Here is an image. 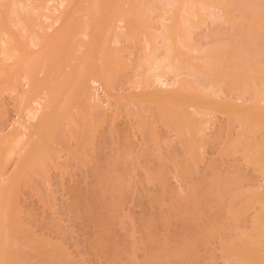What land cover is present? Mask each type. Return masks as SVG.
<instances>
[{"label": "rangeland", "instance_id": "obj_1", "mask_svg": "<svg viewBox=\"0 0 264 264\" xmlns=\"http://www.w3.org/2000/svg\"><path fill=\"white\" fill-rule=\"evenodd\" d=\"M64 1L0 0V264H264V0Z\"/></svg>", "mask_w": 264, "mask_h": 264}, {"label": "bare ground", "instance_id": "obj_2", "mask_svg": "<svg viewBox=\"0 0 264 264\" xmlns=\"http://www.w3.org/2000/svg\"><path fill=\"white\" fill-rule=\"evenodd\" d=\"M61 1H63V2H61L60 3V6L61 5H63L64 4V0H61ZM79 3H81V1L79 2ZM78 3V4H79ZM65 5V4H64ZM69 5H70V2H69ZM69 5H67V6H69ZM66 5L65 6H63V7H67ZM62 7V6H61ZM78 7H79V5H78ZM73 8H74V6L72 7V11H73ZM65 9V8H64ZM68 9V8H67ZM74 11H77V10H74ZM74 13V12H73ZM69 15H70V13H69V9H68V12L67 11H65L64 12V14H62L61 16H59V19H55L54 20V25L55 24H57L58 22H60V19H63V21L64 22H62V25H61V27L59 28V30L55 33V34H53V35H51L50 37H49V39L48 40H46L47 41V45L45 46V48H48L47 46L49 45H54V44H58L60 41H62V40H66V46H68V37L70 36V32H71V30L73 29L72 27H74V25L75 26H77V23L78 22H76V23H74V22H72L71 23V19L69 18ZM86 17V16H85ZM74 23V25L72 26V24ZM75 29H77V27H74ZM75 29H74V31H75ZM79 30V29H78ZM55 32V31H54ZM76 32V31H75ZM72 34H73V32H72ZM73 36V35H72ZM47 38V37H46ZM72 38V37H71ZM73 39V38H72ZM42 40H45V39H42ZM170 40V39H169ZM168 40V41H169ZM63 41V42H64ZM73 41V40H72ZM39 43V42H38ZM72 42H71V40H70V44H71ZM40 47V46H39ZM52 53V52H51ZM52 55H55L54 53H52L51 54V56ZM33 57V58H32ZM31 57V59L33 60L34 59V56H32ZM86 57V56H85ZM30 59V58H29ZM31 59L29 60L30 62H31ZM36 60V59H35ZM29 62V63H30ZM45 64V63H44ZM28 66V65H27ZM45 66V65H44ZM50 65H48L47 67H49ZM36 66H34V68H35ZM37 67H38V65H37ZM36 67V68H37ZM79 67H81V66H79ZM34 68H30V69H34ZM82 69V68H81ZM29 66L27 67V72H28V81L32 84V85H34V86H37L38 85V82L39 81H37L38 80V78L36 77V74L34 73L35 71H36V73H37V71H38V69H35V71L34 70H29Z\"/></svg>", "mask_w": 264, "mask_h": 264}]
</instances>
